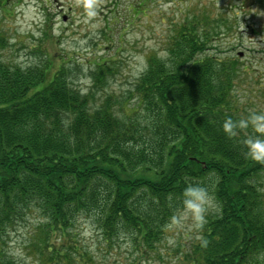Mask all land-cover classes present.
<instances>
[{
	"label": "trees",
	"instance_id": "trees-1",
	"mask_svg": "<svg viewBox=\"0 0 264 264\" xmlns=\"http://www.w3.org/2000/svg\"><path fill=\"white\" fill-rule=\"evenodd\" d=\"M207 25L184 18L167 55H149L130 110L81 95L63 67L50 76L43 64L8 61L0 30V264H19L11 234L34 220L28 244L40 264H95L124 242L133 264L160 259L186 182L205 184L216 202L201 230L207 246H189L191 264H264V163L246 155L251 126L231 137L221 128L225 116L250 111L235 94L243 68L206 54L217 35ZM105 63L93 70L95 87ZM82 220L95 231L94 251L76 232Z\"/></svg>",
	"mask_w": 264,
	"mask_h": 264
},
{
	"label": "rangeland",
	"instance_id": "rangeland-1",
	"mask_svg": "<svg viewBox=\"0 0 264 264\" xmlns=\"http://www.w3.org/2000/svg\"><path fill=\"white\" fill-rule=\"evenodd\" d=\"M238 4L233 0H95L96 15L89 18L83 0H8L5 6L0 5V30L9 39L4 58L26 66L43 64L50 76L63 67L76 87L86 86L94 93L97 103L111 98L115 108L128 109L135 99L131 90L146 69L137 76L133 75L134 67L147 65L149 55L166 52L175 27L184 18L196 16L208 23L212 34V27H217L214 45L206 54L235 57L244 51L245 57L237 56L243 68L235 87L238 105L261 110L264 99L255 92L254 81L257 77L264 80V68L258 66L252 52L248 25L257 26V18L244 17ZM104 62L110 71L103 85L95 87L93 70ZM84 76L91 78L90 85L77 83ZM215 208L213 199L206 218L214 214ZM35 222L22 224L11 234L10 250L19 264H40L28 244ZM188 225V221L182 226L170 222L157 245L162 258L156 255L157 258H144L138 264H191L186 255L195 238ZM76 232L94 251L97 240L89 222L78 223ZM121 247L108 258L95 256V264H133L136 253L128 252L130 244L124 242Z\"/></svg>",
	"mask_w": 264,
	"mask_h": 264
},
{
	"label": "clouds",
	"instance_id": "clouds-1",
	"mask_svg": "<svg viewBox=\"0 0 264 264\" xmlns=\"http://www.w3.org/2000/svg\"><path fill=\"white\" fill-rule=\"evenodd\" d=\"M83 6L87 17L96 15L95 0H83ZM158 55L163 58L166 52H160ZM23 57H21V60ZM23 69L25 63H20ZM147 67L141 64L134 67L133 75H139ZM77 83L81 85H90L91 78L80 77ZM88 91L86 86L79 88L81 95ZM251 126L252 134L244 137L243 144L246 146V155L257 161L264 163V109L250 110L247 115L233 119L232 116H225L221 123L223 132L228 136H236L237 130H246ZM213 194L209 191L208 186L199 182H186L180 194L181 206L173 212L170 217L172 224L182 226L186 221L189 222V231L192 232L194 238L199 242L201 247L208 244L207 238L203 235L202 229L206 224V214L213 204Z\"/></svg>",
	"mask_w": 264,
	"mask_h": 264
},
{
	"label": "flooded vegetation",
	"instance_id": "flooded-vegetation-1",
	"mask_svg": "<svg viewBox=\"0 0 264 264\" xmlns=\"http://www.w3.org/2000/svg\"><path fill=\"white\" fill-rule=\"evenodd\" d=\"M238 1V7L241 9L244 17H254L257 18V26L254 24H248L250 26V35L252 36L253 48L252 52L258 62V66L264 68V0H233ZM254 8L258 9L259 12H256ZM255 12V13H253ZM247 28L245 27L243 31ZM238 54L240 58L245 57L244 51H239ZM264 77V75H262ZM255 92L259 94L261 99H264V80L260 77H257L254 81Z\"/></svg>",
	"mask_w": 264,
	"mask_h": 264
}]
</instances>
